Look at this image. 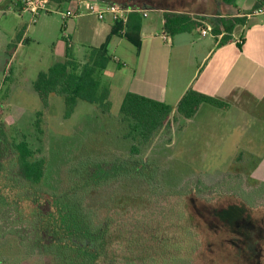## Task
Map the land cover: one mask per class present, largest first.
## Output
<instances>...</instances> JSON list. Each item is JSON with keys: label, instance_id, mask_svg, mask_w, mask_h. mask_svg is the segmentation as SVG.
<instances>
[{"label": "rangeland", "instance_id": "374dc122", "mask_svg": "<svg viewBox=\"0 0 264 264\" xmlns=\"http://www.w3.org/2000/svg\"><path fill=\"white\" fill-rule=\"evenodd\" d=\"M115 1L118 5L128 3V0ZM217 1L135 0V5L145 4L155 9L177 10L195 16L213 12L208 7H213ZM253 1L236 0L231 6L222 2L219 4L225 12L235 14L238 10L246 11ZM50 5L54 11L77 9L73 0L62 3L59 9L54 3ZM54 11L41 13L33 23V17L28 13L16 17L17 12L10 0H0V76L8 65V77L4 83H0V127L7 138L20 139L25 136L35 157L46 159L43 186L49 191L59 192L67 186L68 168L81 156H96V159L129 157L127 147L132 142L122 139L125 129L118 122L119 108L125 92L143 80V75H140L141 72L136 74L133 68L136 60L134 47L124 38L115 37L114 43L117 45L114 44L115 49L110 50V53L121 65L112 59L101 76L102 82L110 89L109 113L102 114L96 105L78 100L72 115L65 119L63 98L56 95L49 96L48 105L44 108L34 91L33 82L40 72L47 71L54 63L63 60L60 47L63 48L61 34L65 29V21L60 13ZM109 18V15L104 20L89 18L86 28L92 33L97 23H104ZM159 18L154 9H149L147 17L142 18V24L151 26L155 34L151 39L155 38V47L162 52L169 45L160 40ZM67 22L71 32L73 19ZM14 33V39L11 40ZM17 33H20L19 36L24 33L20 46L17 45ZM199 38L195 27L172 37L168 76L170 84L176 83L180 87L196 73L202 61V44L212 42L210 36ZM73 40V51L78 59L83 58L88 44H97L93 38L88 39L87 43L80 36L76 40L73 37ZM247 138L241 125L231 124L227 121L225 111L209 104H202L190 119L174 113L168 128L157 133L134 158L136 163L137 160H144L154 169L150 173V185L154 189L149 192V186L145 183L138 185L121 180L89 194L86 205L97 212L100 220L111 221L113 234L117 238L126 231L139 232L143 226L150 229L172 222L177 214L186 217V203L189 201V209L197 222L200 216L205 215L204 219L215 231L231 232L237 238L240 249L246 245L255 247L257 243L256 248L261 252V249L264 250V208L257 207L255 203L251 210L239 197L237 190L232 192L227 186L219 185L243 184L237 189L245 191L242 196L246 200V173L255 163V158H250L249 151H246V148H250ZM202 183L204 186L200 189ZM124 196L133 197L126 199L127 203L118 202ZM198 200L213 204L212 210L202 209L204 207ZM185 225L188 226L187 223ZM137 226L138 229L135 228ZM114 249L117 253L104 264H125L119 257L120 251ZM210 254L201 251L198 260L215 256L214 253ZM0 255V264H54L51 257L32 254L31 249L18 246L8 236L0 238ZM196 264L203 263L197 261Z\"/></svg>", "mask_w": 264, "mask_h": 264}, {"label": "trees", "instance_id": "16d2710c", "mask_svg": "<svg viewBox=\"0 0 264 264\" xmlns=\"http://www.w3.org/2000/svg\"><path fill=\"white\" fill-rule=\"evenodd\" d=\"M69 1L50 0L58 5ZM95 1L116 3L115 0ZM220 1L231 6L236 0ZM135 3V0H128L125 6L133 11L128 14L126 23L123 25L121 21H114L110 33L100 46L88 47L83 58L78 59L71 47L66 45L64 60L37 75L33 88L44 108L48 105L49 96L56 95L63 98L65 119L72 115L78 100L96 105L102 114L109 113L110 89L101 79L113 59L108 52V43L111 38L121 36L134 47L137 54L143 18L139 10L155 9ZM263 5V0H256L254 10ZM162 17V33L169 39L189 32L194 27L200 29L204 23L198 22L199 18L193 19L190 14L177 10L166 9ZM245 19L246 16L214 17L206 19V24L211 27L216 45L223 46L231 39L236 26L243 25ZM123 29L124 33H121ZM115 62L121 65L119 61ZM202 104L218 109L227 106L220 100L192 89L183 94L175 107L126 92L119 108L118 122L125 129L122 139L132 142L127 147L129 157L96 159V156H81L68 168L67 186L59 192L49 191L43 186L46 159L35 157L25 136L20 139L7 138L0 127V238L8 236L18 246L31 249L32 254L51 257L54 264H104L117 253L114 248L120 251L119 257L125 264H196L197 261L203 264H264V250L259 252L257 243L255 247L246 245L240 249L237 238L231 232L215 231L204 219L205 215L200 216L197 222L189 209V201L186 203V217L177 214L172 222L150 229L143 226L139 232L126 231L117 238L113 234L111 221L100 220L97 212L86 205L89 194L121 180L138 185L145 183L151 192L150 173L153 168L144 160H137L136 163L134 158L157 133L168 128L174 113L190 119ZM37 123L38 120L35 126ZM219 185L227 186L232 192L237 190L239 197L251 210L255 203L257 207L264 208V185H246V200L242 196L245 191L237 189L243 184ZM203 186V183L199 185L200 189ZM132 197L124 196L118 202L127 203L126 199ZM200 204L205 211L212 210L213 204ZM200 250L214 253L215 256L198 260Z\"/></svg>", "mask_w": 264, "mask_h": 264}, {"label": "crops", "instance_id": "0c3cea01", "mask_svg": "<svg viewBox=\"0 0 264 264\" xmlns=\"http://www.w3.org/2000/svg\"><path fill=\"white\" fill-rule=\"evenodd\" d=\"M73 1L77 7V0ZM10 2L14 11L17 12L16 17L20 18L22 14H25L20 12L19 7L15 6L13 0H10ZM220 2L219 0L217 3H213L212 9L210 6L208 7L209 10L213 11L210 14H196L195 16L191 13L188 14L193 19L199 18L197 21L204 22V25H207L205 24L208 22L206 19L214 17L246 16L245 22L243 25L236 26L231 39L225 45L217 46L214 36L210 37L211 43L202 44L201 64H203H200L196 68V73H193L190 79L180 87H177L176 83H169V65L172 54L171 39L164 40L162 37V15L164 10L154 9L160 16V40L169 47L162 52L157 50L153 41L155 38L151 39L155 35L151 30V26L149 28L142 24L140 49L137 54L134 53L136 60L133 68H135L136 74L141 72L140 75H143V80H139L135 86L131 84L132 86L126 92L136 93L175 107L183 94L192 89L226 103V108L221 110L226 112L227 121L231 124L241 125L242 129L246 131L249 138L247 144L250 147L246 148V151H249V155H247L250 158H255V163L246 173V185H264V14L255 15L251 13L255 11L256 0L251 5L249 4L246 11L238 10L235 14L225 12L220 7ZM54 5L58 6L59 9L60 5L56 3ZM91 17L96 19L91 14L72 18L73 30L71 32L69 31L68 19L64 20L65 29L61 34L63 48L60 47V52L63 51V54H61L63 60L66 45L70 46L73 51V37L76 40V37L80 36L85 43L90 38L97 41V44H88L86 48L98 47L106 40L113 25V20L110 17L104 23H97L91 33L86 28V25H88L87 20L92 19ZM76 27L80 30H76ZM146 31H149L148 35ZM197 34L200 36L199 39L205 38L200 35V29H197ZM19 35L20 33L16 35V38H19L17 41L18 46L23 43L24 33L21 36ZM14 36L15 33L11 40L14 39ZM114 38H111L108 43L109 54H111L110 50L115 49L114 44L117 45V43H114ZM112 57L115 61H119L115 59V56ZM7 68L8 65H6L2 76H0V83H4L8 77Z\"/></svg>", "mask_w": 264, "mask_h": 264}, {"label": "built area", "instance_id": "2783aa9c", "mask_svg": "<svg viewBox=\"0 0 264 264\" xmlns=\"http://www.w3.org/2000/svg\"><path fill=\"white\" fill-rule=\"evenodd\" d=\"M15 6L19 7L21 13H28L33 17L32 22H35V17L40 15L41 13H52L54 10L50 7V0H13ZM126 7V8H124ZM132 8H129L125 5L118 4H104L95 0H77V9L75 11L67 10L65 12L54 11L60 13L63 20L76 18L78 16L84 14L94 15L98 20H103L106 15H109L111 19L114 21H121L124 25L127 21L128 14L132 12ZM144 17L147 16L146 10H139ZM255 15H263L264 14V5L253 12ZM20 15V14H18ZM206 24V23H205ZM124 33V29L121 31ZM200 35L202 37L210 36L213 37L211 27L207 24L200 28ZM164 40H168L169 38L162 34Z\"/></svg>", "mask_w": 264, "mask_h": 264}, {"label": "water", "instance_id": "95a60500", "mask_svg": "<svg viewBox=\"0 0 264 264\" xmlns=\"http://www.w3.org/2000/svg\"><path fill=\"white\" fill-rule=\"evenodd\" d=\"M124 8H126V7H124Z\"/></svg>", "mask_w": 264, "mask_h": 264}]
</instances>
